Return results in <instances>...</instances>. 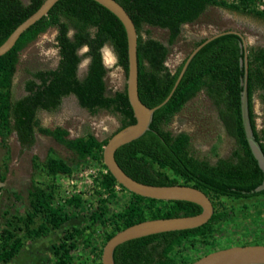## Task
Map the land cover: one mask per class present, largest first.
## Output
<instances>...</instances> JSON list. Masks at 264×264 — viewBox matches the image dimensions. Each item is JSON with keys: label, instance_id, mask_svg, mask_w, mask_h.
<instances>
[{"label": "trees", "instance_id": "obj_1", "mask_svg": "<svg viewBox=\"0 0 264 264\" xmlns=\"http://www.w3.org/2000/svg\"><path fill=\"white\" fill-rule=\"evenodd\" d=\"M43 1L28 0L25 3L23 0H0V45ZM115 1L125 9L135 25L138 96L149 108L161 104L168 97L186 61L187 56L174 71L165 65L169 48L176 42L184 25L196 22L211 7L264 22V12L256 9V0ZM144 26L167 30V42L143 38L141 32ZM49 28L57 31V66L47 70L26 69L24 95L16 98L12 88L20 53ZM205 39L195 42L194 48ZM106 44L113 48L117 64L126 75L127 38L117 17L93 0H59L46 16L21 34L9 52L0 57L1 141L5 143L14 135L21 151H29L36 143L37 134L48 136L72 152L77 161L90 158L101 165L106 172L93 178L98 198L96 209L91 214L95 221L104 220L108 214L110 203L117 197L116 186L129 193L128 203L107 219L112 230L105 235L103 244L115 233L133 224L150 219L192 216L202 211L194 203L144 198L119 185L103 164V147L110 138L99 141L91 133L70 138L68 131L62 127L41 126L40 112L55 113L63 99L70 96H74L78 105L91 115L101 110L117 114L120 126L112 135L135 123L126 86L112 96L106 95L107 70L102 56ZM82 48L86 49L84 57L89 59V64L86 74L80 78L77 72L82 57L78 52ZM243 58L242 40L237 35H223L207 43L189 63L169 101L154 112L149 130L115 152L116 162L132 179L154 186L195 187L210 198L214 207L212 217L201 227L155 234L119 245L113 254L115 264H179L173 255L175 251L188 242L194 244L206 237L213 225L227 221L230 213L218 207L217 200L264 196V189L256 191L264 181V172L251 151L242 122ZM247 60L248 118L253 137L264 154V130H257L253 102L257 94L264 104V47L248 45ZM200 92H204L216 108L226 134L235 143L227 158L219 157L214 148V163L194 155L187 134L173 135L164 128ZM31 169L27 198L34 211L26 217L7 220L0 236V264L13 260L27 243L62 227L70 219L68 211L74 214L85 203L81 194L66 198L64 204L56 203L55 181L60 176H70L73 166L58 158L54 149L48 150L43 161L32 156ZM39 216L43 222L36 228L31 227ZM17 232H22V235H17ZM82 233L83 230L78 228L66 231L63 241L53 247L58 259L48 264H72L68 250L75 247L74 240ZM65 246L66 252L62 254ZM97 264H101V261Z\"/></svg>", "mask_w": 264, "mask_h": 264}, {"label": "rangeland", "instance_id": "obj_2", "mask_svg": "<svg viewBox=\"0 0 264 264\" xmlns=\"http://www.w3.org/2000/svg\"><path fill=\"white\" fill-rule=\"evenodd\" d=\"M23 1L28 2V0ZM225 30L241 32L249 46L264 47L263 21L211 7L196 22L182 27L181 34L169 48L165 65L174 71L194 48L195 42ZM56 33L55 28H49L20 53V63L13 78L12 88L16 98L24 95L26 69L47 70L56 67L59 59ZM141 35L143 38L151 37L162 43H166L168 39V31L157 27L144 26ZM85 52V48L78 52L82 57L78 68L80 78L85 75L89 61L84 57ZM102 56L107 70L106 95L112 96L116 91L125 88L126 75L117 64L116 54L109 44L102 49ZM253 102L256 127L261 131L264 130V104L257 94ZM39 122L46 128L66 129L70 138L83 137L91 133L99 141L110 138L120 126V118L117 114L101 110L91 115L78 105L74 97L64 99L55 113L39 114ZM164 128L173 135L187 134L194 155L211 163L216 161L214 148L219 157L227 158L235 146L234 140L226 134L220 122L216 108L204 92L198 93L186 103ZM50 148L54 149L58 158L73 166V173L70 176H60L55 181L56 203L64 204L66 198L75 194H81L85 203L74 214L73 211H68L71 214L70 219L62 227L51 230L45 237L27 243L17 256L6 264L52 263L58 259L54 253V245L60 244L66 231L74 228L83 230V233L74 240L75 247L68 250L72 264H97L101 261L100 251L104 246V237L112 230L107 219L128 203L130 195L120 187H116L117 197L110 203L109 212L104 220H93L91 214L96 209L98 200L93 178L103 173L104 169L90 158L77 161L72 152L48 136L37 134L36 143L29 151H21L14 135L5 143L0 138V236L7 220L13 217H26L28 213L34 211L27 198L32 173L31 158L36 156L43 161ZM169 175L172 176L171 173ZM178 181L182 182L180 179ZM216 203L218 207L229 211L227 221L213 225L211 233L206 237L194 244L188 242L183 248L175 251L173 255L178 259L179 264H191L211 252L229 247L264 245V196L237 200L220 198ZM42 222L43 218L39 216L35 218L31 227L36 228ZM17 235H22V232H17ZM63 252H66V246L61 253Z\"/></svg>", "mask_w": 264, "mask_h": 264}, {"label": "water", "instance_id": "obj_3", "mask_svg": "<svg viewBox=\"0 0 264 264\" xmlns=\"http://www.w3.org/2000/svg\"><path fill=\"white\" fill-rule=\"evenodd\" d=\"M59 0H44L41 6L25 21L16 27L3 44L0 45V57L9 52L15 45L22 33L46 16L49 10ZM110 11L123 25L127 38L128 69L126 74V93L135 117V123L124 127L110 137L103 147V164L114 177L116 182L130 193L135 195L160 200V201H184L194 203L201 207L202 211L197 215L181 216L174 218H161L145 220L115 233L103 246L101 264H115L114 250L121 244L155 234L190 230L203 226L212 217L214 212L210 198L200 189L186 185L154 186L140 183L129 177L115 160V152L120 147L138 139L146 131L152 121L154 112L165 105L181 81L189 63L193 57L210 41L227 34H234L241 38L244 58L241 64L244 68L242 80L243 90L241 97L242 122L246 139L252 153L264 172V154L259 143L254 139L248 118L247 109V79L248 60L247 42L243 34L237 30H225L207 37L201 44L196 46L188 54L186 61L174 83L168 97L159 105L149 108L141 102L138 96V62H137V32L135 25L125 9L115 0H93ZM27 3V2H25ZM74 97V96H71ZM75 98V97H74ZM76 99V98H75ZM264 189L263 183L256 189ZM191 264H264V245L234 246L211 252Z\"/></svg>", "mask_w": 264, "mask_h": 264}, {"label": "built area", "instance_id": "obj_4", "mask_svg": "<svg viewBox=\"0 0 264 264\" xmlns=\"http://www.w3.org/2000/svg\"><path fill=\"white\" fill-rule=\"evenodd\" d=\"M256 9L258 11H263L264 12V0H256ZM106 171L103 170V173H105ZM119 187V186H116ZM115 187V188H116ZM75 192V191H74ZM116 192V191H115Z\"/></svg>", "mask_w": 264, "mask_h": 264}, {"label": "flooded vegetation", "instance_id": "obj_5", "mask_svg": "<svg viewBox=\"0 0 264 264\" xmlns=\"http://www.w3.org/2000/svg\"><path fill=\"white\" fill-rule=\"evenodd\" d=\"M89 60V59H88ZM88 64H89V61H88ZM57 66V65H56ZM78 68H79V66H78ZM87 68H88V66H87ZM54 69V68H53ZM86 71H87V69H86ZM77 74H78V72H77ZM85 74H86V72H85ZM71 97V96H70ZM66 99V98H65ZM63 101H64V99H63ZM63 103V102H62ZM42 112H44V111H42ZM42 112H40V114L42 113ZM47 113V112H46ZM37 137V136H36Z\"/></svg>", "mask_w": 264, "mask_h": 264}]
</instances>
